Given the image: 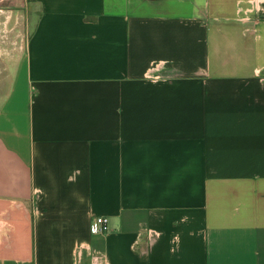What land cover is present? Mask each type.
<instances>
[{
    "label": "crops",
    "instance_id": "1",
    "mask_svg": "<svg viewBox=\"0 0 264 264\" xmlns=\"http://www.w3.org/2000/svg\"><path fill=\"white\" fill-rule=\"evenodd\" d=\"M0 264H264V0H0Z\"/></svg>",
    "mask_w": 264,
    "mask_h": 264
},
{
    "label": "built area",
    "instance_id": "2",
    "mask_svg": "<svg viewBox=\"0 0 264 264\" xmlns=\"http://www.w3.org/2000/svg\"><path fill=\"white\" fill-rule=\"evenodd\" d=\"M108 224L105 218H95L90 224V231L92 234H103L107 231Z\"/></svg>",
    "mask_w": 264,
    "mask_h": 264
},
{
    "label": "rangeland",
    "instance_id": "3",
    "mask_svg": "<svg viewBox=\"0 0 264 264\" xmlns=\"http://www.w3.org/2000/svg\"><path fill=\"white\" fill-rule=\"evenodd\" d=\"M12 2V1H11ZM21 16H22V14L21 15H19V16H17V14H16V16L13 18L14 19V23L16 22V20H17V27H18V31L20 30L21 31V28H22V19L23 18H21ZM24 19L26 20V16H24ZM27 31L26 30H24V36H26L27 34Z\"/></svg>",
    "mask_w": 264,
    "mask_h": 264
}]
</instances>
